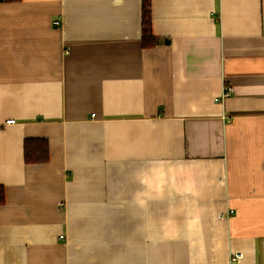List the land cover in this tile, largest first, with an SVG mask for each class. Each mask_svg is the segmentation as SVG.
Wrapping results in <instances>:
<instances>
[{
	"label": "crops",
	"instance_id": "crops-1",
	"mask_svg": "<svg viewBox=\"0 0 264 264\" xmlns=\"http://www.w3.org/2000/svg\"><path fill=\"white\" fill-rule=\"evenodd\" d=\"M143 1L0 0V264H264V0Z\"/></svg>",
	"mask_w": 264,
	"mask_h": 264
},
{
	"label": "trees",
	"instance_id": "trees-1",
	"mask_svg": "<svg viewBox=\"0 0 264 264\" xmlns=\"http://www.w3.org/2000/svg\"><path fill=\"white\" fill-rule=\"evenodd\" d=\"M15 2L19 0H4ZM141 44L143 48H152L157 44L151 33V14L148 0L142 3V35ZM48 159V147L44 140H26L24 143V161L28 164L44 163ZM5 192L0 186V205L4 203Z\"/></svg>",
	"mask_w": 264,
	"mask_h": 264
},
{
	"label": "built area",
	"instance_id": "built-area-1",
	"mask_svg": "<svg viewBox=\"0 0 264 264\" xmlns=\"http://www.w3.org/2000/svg\"><path fill=\"white\" fill-rule=\"evenodd\" d=\"M230 92H231L230 91V88L226 87L224 89V91H223L222 98L227 97L230 94ZM13 123H14V121H12V120H9V121L6 122V124H13ZM231 213H232V211H229L228 214L230 215ZM241 258H242V255L241 254L235 253V254H233V257H231V261H238Z\"/></svg>",
	"mask_w": 264,
	"mask_h": 264
},
{
	"label": "clouds",
	"instance_id": "clouds-1",
	"mask_svg": "<svg viewBox=\"0 0 264 264\" xmlns=\"http://www.w3.org/2000/svg\"><path fill=\"white\" fill-rule=\"evenodd\" d=\"M114 2L118 5L121 2V0H114Z\"/></svg>",
	"mask_w": 264,
	"mask_h": 264
}]
</instances>
